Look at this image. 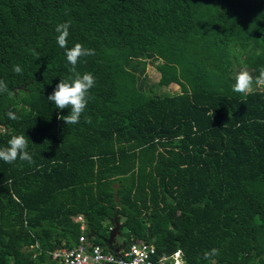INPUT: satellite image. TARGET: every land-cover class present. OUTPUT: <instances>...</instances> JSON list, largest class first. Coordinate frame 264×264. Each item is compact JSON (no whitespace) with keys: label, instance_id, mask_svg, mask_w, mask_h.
I'll list each match as a JSON object with an SVG mask.
<instances>
[{"label":"trees","instance_id":"16d2710c","mask_svg":"<svg viewBox=\"0 0 264 264\" xmlns=\"http://www.w3.org/2000/svg\"><path fill=\"white\" fill-rule=\"evenodd\" d=\"M64 22L68 48L95 50L76 66L96 84L75 125L47 99L73 75ZM245 66H264V0H0V148L25 135L34 160H0V264H58L79 216L113 254L119 232L153 264H211L212 248L215 264H264V86L232 90Z\"/></svg>","mask_w":264,"mask_h":264},{"label":"clouds","instance_id":"9594fccd","mask_svg":"<svg viewBox=\"0 0 264 264\" xmlns=\"http://www.w3.org/2000/svg\"><path fill=\"white\" fill-rule=\"evenodd\" d=\"M71 25L69 22L60 23L56 26L55 31L58 33L57 43L60 48L65 49L67 62L72 66V76L69 80H60L53 92L48 95L47 99L54 103L56 109H70L68 115H58V119L64 121L66 125H75L80 122L82 114L88 105L90 90L95 86L96 79L91 73L81 74L77 71V65L81 58L95 54L94 49L85 48L82 44L76 43L73 47L68 48V38L70 36ZM13 72L22 74L23 69L20 65L13 66ZM253 85L264 86V66L259 67L258 75L253 74L245 66L235 76V83L232 90L239 94H248L252 91ZM9 91L8 85L0 80V94ZM9 119L16 120L18 116L13 111H8ZM90 123V118L86 120ZM28 139L25 135H14L8 141V146L0 148V160L12 164L17 160L25 161L29 164L34 163L33 156L29 153ZM219 255V249L212 248L203 253V259L215 264L214 257Z\"/></svg>","mask_w":264,"mask_h":264},{"label":"built area","instance_id":"2783aa9c","mask_svg":"<svg viewBox=\"0 0 264 264\" xmlns=\"http://www.w3.org/2000/svg\"><path fill=\"white\" fill-rule=\"evenodd\" d=\"M80 223L81 235L78 238L77 245L74 248H58L52 258L58 261V264H153L155 248L153 245L143 241H136L127 248H123L113 254L106 252L99 245L90 244L85 235V224L81 216L76 218ZM180 255L175 253L172 256L174 264H182L178 261Z\"/></svg>","mask_w":264,"mask_h":264},{"label":"rangeland","instance_id":"374dc122","mask_svg":"<svg viewBox=\"0 0 264 264\" xmlns=\"http://www.w3.org/2000/svg\"><path fill=\"white\" fill-rule=\"evenodd\" d=\"M241 55H242V60H244L247 54L243 53ZM236 73H238V70L236 71ZM144 75H145V84H146V86L155 88V85L157 84V82L159 80V74H158L157 70L155 69V65L148 64L145 67ZM156 91H157L158 94H161V95L162 94L175 95V94L179 93V88H178V86L172 84V85H170V86H168L166 88H160V89H158ZM114 231H115V229L113 230V232ZM112 238L115 239L116 245L120 247V248L116 249L117 252L119 251L118 249H123L122 248L123 240H122V237L119 234V232L115 233ZM177 253H178V255H180L179 252H177ZM178 261L181 263V260L178 259Z\"/></svg>","mask_w":264,"mask_h":264}]
</instances>
